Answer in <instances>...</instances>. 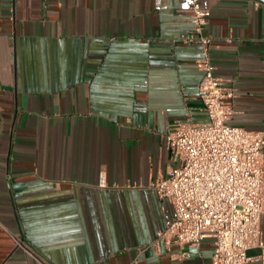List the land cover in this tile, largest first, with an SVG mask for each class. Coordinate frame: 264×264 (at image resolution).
<instances>
[{
    "label": "crops",
    "instance_id": "obj_1",
    "mask_svg": "<svg viewBox=\"0 0 264 264\" xmlns=\"http://www.w3.org/2000/svg\"><path fill=\"white\" fill-rule=\"evenodd\" d=\"M199 3L230 123L264 131V2ZM191 29L187 0H0V264H213L209 237L159 240L150 186L172 123L207 121Z\"/></svg>",
    "mask_w": 264,
    "mask_h": 264
},
{
    "label": "built area",
    "instance_id": "obj_2",
    "mask_svg": "<svg viewBox=\"0 0 264 264\" xmlns=\"http://www.w3.org/2000/svg\"><path fill=\"white\" fill-rule=\"evenodd\" d=\"M187 2L189 39L199 45L198 96L207 121H175L165 136L176 165L150 184L173 209L159 240L198 247L209 237L213 264H247V251L264 247V131L230 123L235 91L214 74L205 32L209 11L199 0ZM99 186H105L102 174Z\"/></svg>",
    "mask_w": 264,
    "mask_h": 264
},
{
    "label": "water",
    "instance_id": "obj_3",
    "mask_svg": "<svg viewBox=\"0 0 264 264\" xmlns=\"http://www.w3.org/2000/svg\"><path fill=\"white\" fill-rule=\"evenodd\" d=\"M259 1L264 2V0H259Z\"/></svg>",
    "mask_w": 264,
    "mask_h": 264
}]
</instances>
